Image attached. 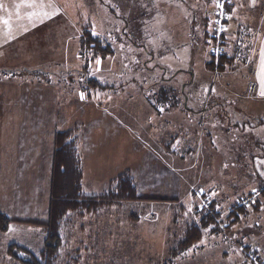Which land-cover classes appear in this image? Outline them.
<instances>
[{"label":"rangeland","instance_id":"1","mask_svg":"<svg viewBox=\"0 0 264 264\" xmlns=\"http://www.w3.org/2000/svg\"><path fill=\"white\" fill-rule=\"evenodd\" d=\"M180 1L20 0L16 5L17 2L9 0L13 9L0 13V22L8 21L3 23L5 33L13 29L26 46L16 54L4 50L0 56V214L12 221L6 232H0V264H20L7 254L10 245L33 254L41 251L45 237L41 220L48 215L51 181L49 135L52 131L72 130L76 140L77 126L81 125L86 132L91 131L89 137H94V140L91 137L93 141L85 143L87 146L90 142L93 151L86 157L83 155L85 172L90 174L84 187L94 188L91 193L84 188L82 196L102 197L113 188L114 181L108 183L109 179L116 180L119 175L128 173L135 180L138 201H121L90 215L69 213L62 226V245L56 264L264 263V198L256 211L249 208L244 214L239 212L236 223L227 228L226 218L233 203L223 199L224 190L229 189L224 182L231 183L235 177L225 178L224 170L228 167L222 165L221 155L217 154L212 168H205L202 161L188 173L184 169L176 172L169 168L162 160L165 154L158 150L151 152L143 145L148 117L146 111H141L144 104L140 107L136 102L125 100L136 95L146 96V92L152 95L156 88L151 85L158 80L156 71H144L139 61L135 63L137 58L148 66L151 59L148 53L153 54V46L145 41L144 53L138 42L132 45L131 42H136L134 39L124 38L127 19L146 17L149 42L157 37L155 32L163 28V19L168 14L173 20L190 18L191 14L201 18L207 9L209 30L213 27L216 3ZM225 1L233 6L232 14L228 12L230 27L228 31L226 24L225 35H230L233 42L229 53L236 62V69L234 73L229 71V75L234 77V84L241 91L244 83L252 79V38L254 28L264 29V0H255L254 4L253 0ZM27 3L51 5L45 10L54 9L57 14L50 18H30V13L41 9L18 7ZM187 23L186 20L184 24ZM86 30L98 36L103 44L111 42L116 47V56L110 58L109 55L102 61L93 54V49L81 48V37ZM74 35L76 37H72ZM114 35V39L109 40ZM162 45H165L163 39L154 40L157 50ZM208 46L204 48L203 59L195 58L196 66L198 63L202 68V63L207 61ZM45 47L50 50L49 54L44 53ZM238 47L246 48L239 50ZM128 51L131 54H125ZM97 59L101 60L99 68ZM221 77L222 74H218L212 78L219 86L218 91H222L220 87L224 85ZM197 79L201 84L196 88L197 94L206 95L209 81ZM178 94L183 95L179 91ZM247 94L246 89L243 97ZM117 97L123 98L118 100ZM250 131L245 130L243 140L231 133L235 148L245 144L248 150ZM248 163L250 168L252 161H245ZM94 174L97 177L94 178ZM209 181L215 186L210 195ZM191 185L201 190L194 194L198 206L187 194ZM232 186L227 196L236 202L237 198L245 196L247 189L237 184ZM220 187L223 189L219 190ZM255 190H261V186L255 185L252 191ZM199 193L201 198L197 196ZM168 197L171 198L167 201L156 199ZM210 201H217L221 212L219 231L211 234L212 227H208L202 231L198 243L173 255L186 228L199 223V211L204 204L208 209ZM248 245L249 251L244 248ZM252 249L262 259L258 263L247 255Z\"/></svg>","mask_w":264,"mask_h":264},{"label":"crops","instance_id":"2","mask_svg":"<svg viewBox=\"0 0 264 264\" xmlns=\"http://www.w3.org/2000/svg\"><path fill=\"white\" fill-rule=\"evenodd\" d=\"M14 1L17 2L16 5L20 3V0ZM8 2L9 0H0V5L3 6L0 7V13H9V11L13 9V1L10 3ZM232 9L233 6H230L229 15L232 14ZM206 10H204V14L202 15H205ZM163 11L165 12L164 9L162 12ZM178 11H180V9ZM199 17L197 14H191L190 18L185 17L182 18V20H177V18H175L173 20L171 19L173 17L168 14V16L163 19V21L165 20L166 22L163 23V28L160 29V32H155L157 37L152 38L150 42L149 36H147L149 33L146 29V17L132 16L126 20L124 31H127L124 32V38L134 39L136 42H131L132 45H136L138 42V47H140L141 51L144 53H146L144 51L145 41L148 42V45L150 44L153 46V54L148 53L151 56L148 64L149 67L142 62V60H137V58L135 59V63L139 61L144 71H156L158 80L154 82V85H151L153 88H156V91L151 93L152 95L146 92V96L136 95L134 97H128L125 100L126 102H136L140 107L144 104L141 111H146L148 117L146 118L147 123L143 131L146 137V139L142 140L143 145H145L146 149H150L151 152L157 153L158 150L162 154H165L162 156V160L169 168L174 169L176 172H181L183 171L182 169H184V172L188 173L200 161H202L205 168H212L214 166L215 157L219 153L221 155L222 165L231 168V170H228V168L224 170V175H226L225 178L235 177L231 183L229 180L224 182L225 186L229 189L224 190V195L222 194L223 199H226L227 203H234L235 200H230L227 196V193H229L228 191L234 187L232 185L237 184L241 186L242 189L246 188L247 191L244 197L250 195L255 185H260L261 188H264V107L261 106V104H264V96L260 94L261 91L264 90V65L261 64V52L264 51V29H259V27L254 28L255 33L252 38V79L244 83L243 90L241 91L237 90L238 86L234 84V77L229 75V71H233L234 73L236 62L229 53V47L233 45V42L229 39L230 35H225V52L231 61L229 66H227L222 73L221 80H223L224 83V85L220 87L222 91H218L219 86L212 82L210 73L205 68V61L203 60L202 68L198 63L196 66L195 58H204V49L198 48L196 38L198 35L200 37V34H197L199 30L197 19ZM200 19L201 18H199L198 21ZM186 20L188 23L184 24ZM227 24L229 31L230 22ZM13 31V29L12 31L9 29L8 32L5 33L3 22H0V56L3 55L1 53L6 50H10L12 53L16 54L17 51L26 49V46L17 38L19 34L13 33ZM238 35H240L239 31ZM72 37H76V35ZM114 37L115 35L110 37L109 40H113ZM159 39H163L165 45H162V48L159 47L160 49L157 50L154 46V40L158 41ZM107 43L112 50L110 58H114L116 56L115 53H117L116 47H113L111 42ZM238 48L240 50L246 47ZM44 53L49 54L50 50L46 48ZM76 53H78V51ZM125 54H131V51ZM103 60L104 59H102V61ZM197 78H199V80L205 79L209 81L210 85L206 87L208 89L207 92H205L206 95L197 94L196 88L201 86V84L197 83ZM248 83L255 84L256 94L251 98L243 97L246 93ZM142 85H144V83ZM144 87L148 88V86ZM178 91L183 93V95H179ZM176 92L177 95H175ZM225 92L232 93L236 96H229L225 94ZM122 98L117 97L116 99L122 100ZM245 101L247 104L243 103ZM245 105H248V108ZM103 110L106 111L105 109ZM77 128L76 146L82 169L81 193L84 191V188L86 191L90 192L91 190L93 191L94 187H84V185L88 183L90 174L85 172L86 165L83 161V155L86 157V154L93 151L94 146H92L90 142L87 146L85 143L88 140L93 141L94 137L91 136L93 138V140H91L92 138L89 136L92 133L90 130L86 132L84 125L77 126ZM246 129L251 130L249 133L250 136H248L250 147H248L247 151L244 147L245 144L240 148H235L234 141L231 140V133L237 138L242 137L243 140L246 136ZM55 132L52 131L49 135V143L52 145V149H50V169L52 167L53 136ZM85 134L86 136H84ZM180 152H184L185 155H181ZM246 152L247 154H245ZM217 161H219V159ZM245 161L250 163L252 161L250 168V164H245ZM246 168H249L248 171L245 170ZM93 177L95 178L97 175L94 174ZM180 177L181 176H179V178ZM113 181L115 180L109 179L108 183ZM134 181L133 179V182ZM208 183L207 191L210 195L215 189V186H212V181ZM247 185H249V187ZM189 189L187 194L192 196L196 204V197L194 194L201 190L194 189L192 185ZM218 189L221 190L223 188L220 187ZM218 189L215 190V193H217ZM88 195H90L88 197H92V194ZM170 198L171 197L156 199L167 201V199ZM262 198H264V193L259 197L254 211L260 207ZM145 199L152 200L149 198ZM223 202L224 200L221 204H223ZM196 205L198 206V203ZM36 212H39V210ZM47 218L48 215L45 216L44 220L42 217L41 226L47 222Z\"/></svg>","mask_w":264,"mask_h":264},{"label":"trees","instance_id":"3","mask_svg":"<svg viewBox=\"0 0 264 264\" xmlns=\"http://www.w3.org/2000/svg\"><path fill=\"white\" fill-rule=\"evenodd\" d=\"M218 0H205L204 4L212 5ZM206 5V6H207ZM205 7V6H204ZM227 12L230 11L229 4H225ZM204 14V13H203ZM208 11L202 15L199 20L197 34L198 48H207L210 46L212 38V28L209 30ZM223 47H225L226 36L223 35ZM201 39V40H199ZM81 48L93 49V54L101 59L108 57L112 50L108 44H103L102 40L85 31L81 37ZM201 42V43H199ZM208 46V47H209ZM230 58L224 51L218 58L217 62L208 51L207 61L205 62L206 70L212 75L211 78L221 75L230 64ZM210 78V79H211ZM214 83V79H211ZM53 154L51 167V181L49 187L48 202V218L47 222L42 226L45 232L43 246L38 254H33L17 245H10L7 254L20 264H56L58 252L62 245V226L69 213H78L79 215H90L97 213L104 207H111L121 201H138L136 197V189L133 179L128 173H123L114 181L113 188L102 197H84L81 193L82 169L80 158L77 152L76 140L73 137L72 130L60 131L54 134L53 138ZM264 188H261L259 197L263 195ZM251 194V193H250ZM259 199V198H258ZM256 203L251 207L255 210ZM217 201H210L207 210L200 209L201 218L197 225L188 226L184 233V238L172 251L175 255L181 251H185L198 243L202 238V231L208 227H212L211 234L219 231L218 222L221 212L217 207ZM235 203L230 208L226 220L227 228L236 223L238 213L244 214L245 209L235 207ZM12 221L4 214H0V232H6ZM250 246H246L245 250L249 251ZM253 250V249H252ZM253 260L258 263L262 259L257 256L255 249ZM248 257H246L247 259ZM257 261V262H256ZM264 264V263H262Z\"/></svg>","mask_w":264,"mask_h":264},{"label":"built area","instance_id":"4","mask_svg":"<svg viewBox=\"0 0 264 264\" xmlns=\"http://www.w3.org/2000/svg\"><path fill=\"white\" fill-rule=\"evenodd\" d=\"M217 4L220 5V7H217ZM225 0H218L216 1V10H215V18H214V24L212 27V38L210 46H209V53L214 58V61L217 62L218 58L223 54L224 47H223V35L226 31V24L228 19V12L225 9ZM247 96L248 98L254 97L255 95V85L253 83H249L247 86ZM261 190H255L252 191V193L246 197H242L238 199L235 202V207H241V208H251L257 201L258 196L260 194ZM197 196L201 198V194L199 193ZM204 209H207V205L204 204ZM245 248V247H244ZM248 257L254 258L253 252H248Z\"/></svg>","mask_w":264,"mask_h":264},{"label":"snow or ice","instance_id":"5","mask_svg":"<svg viewBox=\"0 0 264 264\" xmlns=\"http://www.w3.org/2000/svg\"><path fill=\"white\" fill-rule=\"evenodd\" d=\"M255 3V0H253V4ZM23 6H26V7H29V8H33V9H36V8H40L41 10L39 12H33V13H30V18L35 16V17H39V18H43L45 16L47 17H51L52 15L54 14H57L55 12V10L53 9L52 12H49V11H46L45 9L46 8H51V5H43V4H40V5H37L36 3H27V4H22L18 7H23ZM0 7H3L2 5H0ZM217 7H220L219 4H217ZM3 23L7 24L8 21H3ZM101 63V61L99 59L96 60V64L99 65ZM261 64L264 65V51L261 52ZM261 96H264V90L261 91ZM81 100L84 99V96L83 94H81ZM11 230V229H10Z\"/></svg>","mask_w":264,"mask_h":264}]
</instances>
